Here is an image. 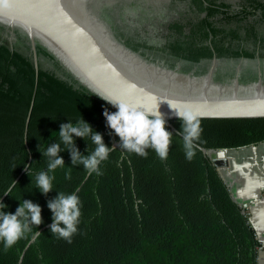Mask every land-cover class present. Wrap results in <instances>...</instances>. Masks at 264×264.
I'll return each instance as SVG.
<instances>
[{"label":"trees","instance_id":"1","mask_svg":"<svg viewBox=\"0 0 264 264\" xmlns=\"http://www.w3.org/2000/svg\"><path fill=\"white\" fill-rule=\"evenodd\" d=\"M248 2L253 15L259 13L252 22L246 15L238 18V25L252 26L255 38L256 27H264V0ZM239 30L234 29L231 37L238 39ZM16 36L27 51L0 40V200L20 176L11 195L2 200L7 205L4 211L14 214L23 199L31 200L41 206L43 223L7 251L0 243V264H258L261 243L249 216L212 157L197 145L219 151L262 144L264 117L201 118L203 132L190 161L182 137L167 123L173 139L166 160L152 149L147 158L128 153L103 115L105 109L110 113L117 109L82 85L41 44L37 74L29 39L19 31ZM262 48L260 57L264 39ZM241 55L254 58L256 53L247 49L231 57L238 60ZM42 58L49 65L44 66ZM245 73L243 78H256ZM82 119L114 146L101 164L103 175H87L83 165L73 166L70 152L63 150L65 165L52 173L54 189L44 195L35 184L36 174L47 170L48 158L42 152L59 143L61 123ZM173 124L182 130L180 119ZM74 140L84 155L95 147L90 138ZM25 167H30V175ZM69 168L70 180L65 178ZM77 189L82 217L78 233L68 243L52 235L47 202L59 192ZM36 231L40 235L33 239Z\"/></svg>","mask_w":264,"mask_h":264},{"label":"water","instance_id":"2","mask_svg":"<svg viewBox=\"0 0 264 264\" xmlns=\"http://www.w3.org/2000/svg\"><path fill=\"white\" fill-rule=\"evenodd\" d=\"M103 1L10 0L8 7L0 8V24L29 38L37 74L40 69L37 45L41 44L93 93L133 106L159 103L166 123L177 133L173 120L179 118L168 102L189 107L207 119L264 117V59L256 57L254 79L242 78L241 65L247 59L240 61L234 76L223 78L214 74L217 60L205 74L163 65L116 37L97 11ZM33 104L34 100L28 123ZM197 146L212 157L218 168L220 159L229 151H208Z\"/></svg>","mask_w":264,"mask_h":264},{"label":"flooded vegetation","instance_id":"3","mask_svg":"<svg viewBox=\"0 0 264 264\" xmlns=\"http://www.w3.org/2000/svg\"><path fill=\"white\" fill-rule=\"evenodd\" d=\"M97 8L116 37L128 47L184 71L205 74L217 60L216 77L234 76L242 59L255 60L263 50L264 27H256L254 38L252 26L238 25V18L246 15V21L252 22L259 13L253 15L248 0H104ZM237 27L238 39L231 37ZM16 31L19 30L0 24L2 40L8 39L11 47L25 46ZM247 49L256 56L241 55L238 60L231 57ZM246 63L241 65L242 78ZM252 73L256 75L257 69L253 68Z\"/></svg>","mask_w":264,"mask_h":264},{"label":"clouds","instance_id":"4","mask_svg":"<svg viewBox=\"0 0 264 264\" xmlns=\"http://www.w3.org/2000/svg\"><path fill=\"white\" fill-rule=\"evenodd\" d=\"M10 0H0V8L9 6ZM118 109L110 113L107 109L103 112L107 121V126L119 137L120 147L128 153H134L147 158L148 149L154 150L156 155L163 161L168 158L173 134L166 129L165 114L160 111V104L152 106H133L125 102L102 97L96 94ZM175 110V115L182 124V130L178 133L183 140V148L187 160L194 157L193 146L202 135L201 117L189 107H179L169 104ZM59 143H51L46 151L42 152L43 157H47V170H42L35 176L36 188L47 195L54 189L55 171L63 168L64 159L60 152L68 150L70 152L73 166L83 165L87 175H103L101 164L108 160L113 147H109L104 142L101 133L93 131L92 126L84 119L75 123H61L59 129ZM74 137L87 140L90 138L94 149L84 155L77 148ZM27 140V139H26ZM25 140V142H26ZM88 141V140H87ZM61 144L64 148L62 149ZM30 175V167H25ZM65 178L71 179V168L65 173ZM17 182L14 180L4 195H11L12 189ZM79 189L72 193L59 192V194L47 202V207L52 212V223L49 225L52 235L58 239H63L68 243L78 233L82 217V202L77 194ZM7 207L0 201V243L4 250L12 248L21 238L33 233V226L36 228L43 223L42 208L39 204L31 200L23 199L15 210V213L5 212ZM40 235L36 231L32 238Z\"/></svg>","mask_w":264,"mask_h":264},{"label":"crops","instance_id":"5","mask_svg":"<svg viewBox=\"0 0 264 264\" xmlns=\"http://www.w3.org/2000/svg\"><path fill=\"white\" fill-rule=\"evenodd\" d=\"M220 159V158H219ZM218 168L260 240L258 264H264V143L229 150Z\"/></svg>","mask_w":264,"mask_h":264},{"label":"rangeland","instance_id":"6","mask_svg":"<svg viewBox=\"0 0 264 264\" xmlns=\"http://www.w3.org/2000/svg\"><path fill=\"white\" fill-rule=\"evenodd\" d=\"M2 36H3V33H0V40H2V39H1ZM2 41H4L5 43H7L8 45H10L8 39L2 40ZM18 49L23 50V51H27L26 46L19 47ZM41 60H42V62H43V64H44V66L49 65V61H47L45 58H42ZM261 64H262V63H261ZM232 67H233V66H232ZM262 67H264V62H263V64H262ZM253 68L257 69V62H256V60H249L246 64L243 65V69H245V70L247 69V70H246L247 73H245L246 75L249 74V73L251 74ZM233 70H234V69H233ZM213 157H216V155L213 154Z\"/></svg>","mask_w":264,"mask_h":264},{"label":"snow or ice","instance_id":"7","mask_svg":"<svg viewBox=\"0 0 264 264\" xmlns=\"http://www.w3.org/2000/svg\"><path fill=\"white\" fill-rule=\"evenodd\" d=\"M169 104L171 103V102H168Z\"/></svg>","mask_w":264,"mask_h":264}]
</instances>
